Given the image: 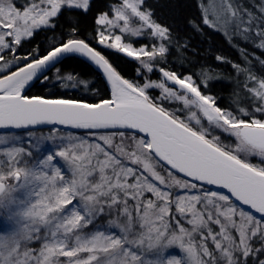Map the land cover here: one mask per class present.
<instances>
[{
	"label": "snow or ice",
	"instance_id": "6c2138e0",
	"mask_svg": "<svg viewBox=\"0 0 264 264\" xmlns=\"http://www.w3.org/2000/svg\"><path fill=\"white\" fill-rule=\"evenodd\" d=\"M91 7L0 0V264H264V71H253L264 69V0H199V21H187L197 32L221 31L243 52L232 67L244 95L227 107L207 73L164 66L188 44L146 0H112L89 38H78L79 18L69 16L58 42L21 54L65 12ZM94 44L138 62L139 79ZM73 58L94 68L105 95L57 67ZM154 72L160 78L147 76ZM37 84L84 91L30 95Z\"/></svg>",
	"mask_w": 264,
	"mask_h": 264
},
{
	"label": "trees",
	"instance_id": "16d2710c",
	"mask_svg": "<svg viewBox=\"0 0 264 264\" xmlns=\"http://www.w3.org/2000/svg\"><path fill=\"white\" fill-rule=\"evenodd\" d=\"M256 0H249L246 6L252 5ZM199 0H146V6L150 7L154 13V19L158 22L172 26L174 32H176L182 40H186L188 44L187 50L181 52L177 49H173L168 57L165 67L184 73L201 74L207 73L212 79L209 81V91L215 95L222 107H227L230 104H234L237 99H242L244 93L241 91L240 83L242 79L237 76V73L232 67V63H241L243 60V52L235 45L230 44L225 36L219 31H215L211 28L204 27L202 32L195 31L191 26L187 24L190 19L199 21L200 10L197 8ZM112 0H92L91 10L86 14H80L76 12H65L61 17L60 26L55 31H41L33 37L31 42L25 43L21 54L31 51L39 46L41 52L49 48L52 43L58 42L62 31L66 33L69 30V24L67 23V17L73 16L79 18V31L80 36L78 38H89L93 34L94 30V16L99 11H106ZM94 43V42H93ZM141 41L137 42L139 45ZM241 48L243 42H239ZM98 50H101L110 61L118 68L122 75L130 80H138L137 68L138 62L116 53L111 50L102 49L98 45H95ZM248 51L252 54L253 49L251 45H248ZM255 56H259V51L254 53ZM217 56L224 57L230 63H222L216 60ZM252 63H256L252 60ZM64 72L76 71L81 74V77L85 80L94 81V90L99 91L103 96L107 92V88L103 79L99 77V74L94 68L83 62L80 59H66L62 64L57 65ZM254 72L264 71L260 68L259 64H256ZM52 72H49L50 76ZM157 77L156 72L151 75L154 79ZM84 90L72 91L69 90L65 93L62 87L44 88L40 84H37L30 91V95L40 96H54L64 98H81V93ZM237 94H239L237 96ZM91 98V93H89ZM47 129V128H45Z\"/></svg>",
	"mask_w": 264,
	"mask_h": 264
},
{
	"label": "rangeland",
	"instance_id": "374dc122",
	"mask_svg": "<svg viewBox=\"0 0 264 264\" xmlns=\"http://www.w3.org/2000/svg\"><path fill=\"white\" fill-rule=\"evenodd\" d=\"M249 0H239V2L242 4V5H244L245 7H248V6H246V3L248 2ZM17 2H18V4H24L25 3V0H17ZM254 3H256V1L254 2ZM254 3H251V4H254ZM220 33H222L221 31H219ZM145 41H141V43H144ZM140 43V44H141ZM140 44L139 45H136L137 47H139L140 46ZM100 47V46H99ZM138 67H139V64H138ZM153 73H151V74H147V76L148 77H150L151 78V75H152ZM156 74H157V77H154V79H152V80H156V79H158V78H160V73L159 72H156ZM52 75V73L50 74V76ZM139 78V77H138ZM240 78L242 79V81H243V76H240ZM150 93L152 94V95H158V93H159V90L157 89V90H150ZM164 104H165V106L166 107H169V108H178V107H180V105L178 104V103H176V102H172V103H170V102H167V101H165L164 102ZM187 115V111H185V116ZM13 133H15V132H13ZM41 135V133H39V132H37L36 133V136L37 137H39ZM44 135H47V129H45L44 130ZM26 140H27V137L26 136H22L21 138H19L18 140H17V143L19 144V145H21V146H27V143H26ZM226 142H230V141H226ZM41 145L43 146V147H47V146H49V144L51 145V146H54V143L55 142H49V144H45V142L43 141V140H41ZM254 162H256V161H254ZM101 225L104 223L103 221H100L99 222ZM173 251H175V249H173Z\"/></svg>",
	"mask_w": 264,
	"mask_h": 264
},
{
	"label": "water",
	"instance_id": "95a60500",
	"mask_svg": "<svg viewBox=\"0 0 264 264\" xmlns=\"http://www.w3.org/2000/svg\"><path fill=\"white\" fill-rule=\"evenodd\" d=\"M88 64V63H87ZM90 65V64H89ZM0 131H7V130H0ZM17 130H12V132H16Z\"/></svg>",
	"mask_w": 264,
	"mask_h": 264
}]
</instances>
